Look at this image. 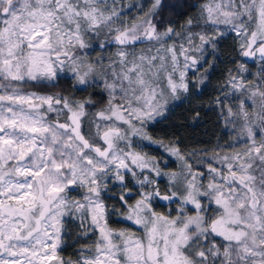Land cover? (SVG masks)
<instances>
[{
  "label": "snow or ice",
  "instance_id": "6c2138e0",
  "mask_svg": "<svg viewBox=\"0 0 264 264\" xmlns=\"http://www.w3.org/2000/svg\"><path fill=\"white\" fill-rule=\"evenodd\" d=\"M0 264H264V0H0Z\"/></svg>",
  "mask_w": 264,
  "mask_h": 264
},
{
  "label": "trees",
  "instance_id": "16d2710c",
  "mask_svg": "<svg viewBox=\"0 0 264 264\" xmlns=\"http://www.w3.org/2000/svg\"><path fill=\"white\" fill-rule=\"evenodd\" d=\"M131 4L136 3H143L145 0H129ZM200 0H168V3H179V4H194L199 3ZM183 11L190 12L192 15H195L196 13L192 11L190 8H183ZM165 15H168L170 18H175L177 20H181V18L174 12L165 13ZM227 50L231 51L230 44L227 46ZM99 53V52H97ZM230 66V65H229ZM251 67V65H250ZM223 68V65L221 66ZM256 70V69H253ZM219 75L217 76L216 80H213V86L218 82ZM64 83H62V87L64 86ZM91 91V90H90ZM89 93H78L77 95L80 97L87 96ZM210 93L204 97L203 100H194V103H205L208 99H210ZM99 99V98H97ZM189 107L187 103H185L183 106L178 107L174 110V114L170 116V118L163 123L156 126V129L153 131V135L157 137H165L167 135H171L173 133H176L179 137L183 138L185 145L188 147L189 150L193 148L197 149H212L214 148L218 143L225 144L228 140L232 139L231 136L224 137L223 135V127L220 125L217 121V116L215 113H208L207 116L204 117V119L199 123L198 126H192L189 119H186V109ZM203 115V113H202ZM183 126V127H178ZM173 167H175V164H173ZM161 211H166V209H161ZM128 224L124 221H119L118 226L125 227ZM75 240V237H73V240L69 241V244H72ZM81 244L84 243V241L80 242ZM80 247V244H77L76 247H68L66 251L62 253V255L66 257H72L73 259L76 258V250Z\"/></svg>",
  "mask_w": 264,
  "mask_h": 264
},
{
  "label": "rangeland",
  "instance_id": "374dc122",
  "mask_svg": "<svg viewBox=\"0 0 264 264\" xmlns=\"http://www.w3.org/2000/svg\"><path fill=\"white\" fill-rule=\"evenodd\" d=\"M126 2L127 3H130V1L129 0H126ZM132 15L134 16V15H136V13L135 12H133L132 13ZM128 19H131V16L130 17H128ZM144 47H147V45H145ZM113 51H114V49H113ZM136 51H140V49H136ZM101 53H96V55H100ZM250 66V65H249ZM253 71H255V70H253ZM176 166V165H175ZM127 223V222H126ZM128 224V223H127ZM125 227H134V226H131V225H127V226H125Z\"/></svg>",
  "mask_w": 264,
  "mask_h": 264
}]
</instances>
